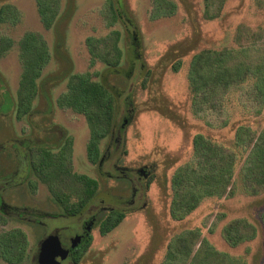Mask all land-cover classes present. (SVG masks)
<instances>
[{
    "label": "rangeland",
    "instance_id": "obj_1",
    "mask_svg": "<svg viewBox=\"0 0 264 264\" xmlns=\"http://www.w3.org/2000/svg\"><path fill=\"white\" fill-rule=\"evenodd\" d=\"M121 1L120 18L112 23L107 0H63L59 19L52 28L45 29L35 0H0V6L11 3L21 12L16 24L0 26V34L17 41L28 30L41 32L52 53L33 110L22 119L15 115L13 107L21 72L16 45L0 57V202L4 200L11 207L6 210L8 221L0 224V232L14 226L23 228L30 240V257L23 264H40V240L46 237L43 248L47 249L54 228L80 224L89 211L85 210L81 218L62 217V210L45 183L34 177L37 188L32 191L27 170L29 146L57 149L60 141L70 136L73 171L99 182L93 203L114 206L120 202L114 194L122 190L130 194L126 180L109 178L97 163L89 160L86 146L90 127L84 115L57 105L69 74L91 71L94 79L105 78L120 96L118 122L129 117L124 135L126 151L119 156L120 163L130 168L147 166L154 178L141 200L145 204L127 209L117 227L106 235L100 233L98 226L92 228V243L79 264H161L170 241L188 228H200L203 237L230 257L243 259L245 264H263L264 192H244L240 179L242 161L235 170L232 196L206 197L183 220L171 217L169 203L171 176L177 166L191 158L195 134L204 133L216 142L232 146L238 124L250 125L257 131L264 128V108L260 114L244 108L238 87L225 100L230 124L210 125V116L194 113L187 79L194 53L204 48L237 46L239 25L261 32L262 40L248 50L249 60H259L264 47V0H212L209 10L213 16L208 15V0H171L175 13L156 19L150 16L152 0ZM113 29L122 34L124 57L120 73L106 71L100 61L93 67L89 65L86 38L103 37ZM178 60L182 64L175 71L173 65ZM131 67L132 74L128 76ZM109 138L101 141L102 154ZM106 170H110L107 164L103 172ZM237 218L248 222L255 236L233 247L223 237L222 229ZM38 220L45 224L37 223ZM0 264L9 263L0 260ZM63 264H67L66 260Z\"/></svg>",
    "mask_w": 264,
    "mask_h": 264
},
{
    "label": "trees",
    "instance_id": "obj_2",
    "mask_svg": "<svg viewBox=\"0 0 264 264\" xmlns=\"http://www.w3.org/2000/svg\"><path fill=\"white\" fill-rule=\"evenodd\" d=\"M62 1L35 0L45 29L52 28L59 19ZM107 1L112 23H115L121 15L122 1ZM151 3L152 19L169 16L176 11L171 0H152ZM212 3V0L207 2L209 16H213L209 10ZM20 18L21 12L13 4L4 3L0 6V26L14 25ZM121 37L118 29L111 30L103 37L88 36L86 44L90 54V67L100 61L105 65L106 71L120 73L124 57ZM262 38L261 32H253L247 26L239 25L235 38L236 47L204 48L192 55L187 79L196 115L204 118L210 116L207 121L212 126H228L230 116L225 100L236 87L242 90L239 99L244 108L256 114L262 112L264 47L259 60H249L248 56V50ZM14 45L18 50L21 72L13 107L15 115L22 119L33 110L34 101L39 94L40 80L52 53L44 35L35 30L26 31L17 41L0 34V57ZM181 64L178 60L173 69L177 71ZM98 73L96 71L95 74ZM131 74L132 67L126 75ZM93 75L91 71L70 73L66 89L57 97V105L84 115L90 127L87 156L90 161L97 163L102 157L101 141L111 135L118 122L120 96L106 83L105 78L94 79ZM192 143L191 158L177 166L170 179L169 212L174 220L185 219L206 197L232 196L235 193V170L240 161V179L244 192L250 195L264 192V128L257 131L250 125L238 124L232 146L216 142L204 133L195 134ZM72 152L70 136L63 138L57 149L52 146H33L27 170L30 173L32 191L37 188L35 177L37 181L46 184L53 201L63 212L75 215L85 210L94 199L99 182L90 175L73 171ZM153 178L151 176L149 181ZM73 181L77 182L76 185H70ZM125 216L126 212L118 209L105 212L98 226L100 233L106 235L112 231ZM7 221L8 213L0 205V224ZM222 235L234 247L253 238L255 230L248 222L237 218L223 227ZM91 243L92 235L89 234L73 250L72 260L80 263ZM197 245L199 247L196 248ZM29 257L30 240L23 228L14 226L0 232V260L9 264H23L28 262ZM161 264H245V261L217 250L202 236L200 228H188L170 241Z\"/></svg>",
    "mask_w": 264,
    "mask_h": 264
},
{
    "label": "flooded vegetation",
    "instance_id": "obj_3",
    "mask_svg": "<svg viewBox=\"0 0 264 264\" xmlns=\"http://www.w3.org/2000/svg\"><path fill=\"white\" fill-rule=\"evenodd\" d=\"M128 103V101L126 100ZM126 113H130V110H125ZM129 121V117H124L122 122H117L115 125L110 138L109 142L107 143L105 150L102 154V157L97 162L99 170H101L102 173L107 175L109 178H116V179H124L128 182L130 187V194H126L124 190L123 192H120L118 194H114V198L118 199L120 201L118 204L114 206H106L101 205V203H93V200L88 204L86 207L87 214L80 220V224H71L65 225L59 228H54L53 234L59 233L61 231H70L74 235H80L83 234L81 242L76 245L75 247H72L71 250L68 253V256L66 257L67 264H79L72 260L71 254L75 248H77L88 236L89 234L92 235L91 230L94 226H99V222L101 217L103 216L104 212L118 209L122 211H126L127 209L132 210L138 208V205L145 204V201H142L144 197H146V191L148 190V186L150 184V177H151V170L147 166H140V167H127L125 165H122L120 163L121 158L119 157L121 154L125 153V128ZM31 146H29V149L31 150ZM107 164L110 170H106L103 172L104 165ZM124 194V195H121ZM102 202H104L102 200ZM121 203V204H120ZM4 207V210L10 209L9 205L3 200L0 204ZM93 207V208H92ZM93 209V210H92ZM85 210H82L80 213L75 215L67 214L63 211L59 212L60 216L62 217H72V218H81V216L84 215L86 212ZM7 212V211H6ZM22 215V214H21ZM20 215V216H21ZM40 224H45L43 221H36ZM73 225V227H72ZM91 225V229L88 228V226ZM47 236V234H46ZM46 237L40 240L39 247L41 252V247ZM42 257V255L39 254V259ZM34 259L37 258L36 256L33 257ZM63 260V261H64ZM40 263V260H39ZM63 264V263H62Z\"/></svg>",
    "mask_w": 264,
    "mask_h": 264
},
{
    "label": "water",
    "instance_id": "obj_4",
    "mask_svg": "<svg viewBox=\"0 0 264 264\" xmlns=\"http://www.w3.org/2000/svg\"><path fill=\"white\" fill-rule=\"evenodd\" d=\"M88 228L91 229V225ZM82 237L83 234L74 235L70 231H61L53 234L52 241L47 249L43 248L45 240L42 244L40 264H62L71 248L78 245Z\"/></svg>",
    "mask_w": 264,
    "mask_h": 264
}]
</instances>
